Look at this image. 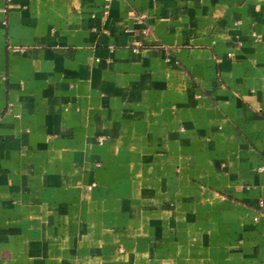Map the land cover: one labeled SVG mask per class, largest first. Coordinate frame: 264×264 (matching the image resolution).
<instances>
[{
  "label": "crops",
  "instance_id": "crops-1",
  "mask_svg": "<svg viewBox=\"0 0 264 264\" xmlns=\"http://www.w3.org/2000/svg\"><path fill=\"white\" fill-rule=\"evenodd\" d=\"M263 200L264 0H0V264H264Z\"/></svg>",
  "mask_w": 264,
  "mask_h": 264
},
{
  "label": "built area",
  "instance_id": "built-area-1",
  "mask_svg": "<svg viewBox=\"0 0 264 264\" xmlns=\"http://www.w3.org/2000/svg\"><path fill=\"white\" fill-rule=\"evenodd\" d=\"M91 187H92V186H91ZM91 187H90V188H91ZM263 203H264V200H263V201H261V204H263Z\"/></svg>",
  "mask_w": 264,
  "mask_h": 264
}]
</instances>
